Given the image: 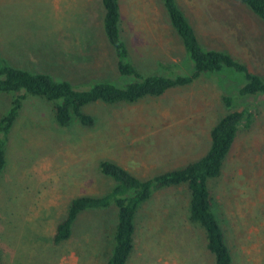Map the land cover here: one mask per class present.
<instances>
[{
  "label": "rangeland",
  "instance_id": "374dc122",
  "mask_svg": "<svg viewBox=\"0 0 264 264\" xmlns=\"http://www.w3.org/2000/svg\"><path fill=\"white\" fill-rule=\"evenodd\" d=\"M202 48L228 52L264 78V22L233 0H177ZM122 35L144 75L188 74L190 61L162 0H120ZM101 0H0V58L9 65L87 88L123 87L106 38ZM27 62L28 64H25ZM245 82L234 71L202 75L161 98L87 106L92 127H59L51 104L28 96L6 141L0 175V264H107L117 210L88 211L71 238L55 245L56 228L76 197H100L115 186L99 170L112 160L141 179L206 154L212 127L230 109L223 97ZM0 95V117L11 106ZM253 110L219 178L210 181L214 212L234 264H264V98L236 102ZM186 187L156 192L139 209L128 264H214L203 231L191 224Z\"/></svg>",
  "mask_w": 264,
  "mask_h": 264
},
{
  "label": "trees",
  "instance_id": "16d2710c",
  "mask_svg": "<svg viewBox=\"0 0 264 264\" xmlns=\"http://www.w3.org/2000/svg\"><path fill=\"white\" fill-rule=\"evenodd\" d=\"M242 4L264 22V0H233ZM104 9L103 28L107 40L117 58L121 76L133 81L118 87L107 81L95 82L87 88H77L71 82L55 80L51 75L31 73L9 65L0 58V95L11 96V106L0 117V175L6 165L5 145L14 128L28 96L51 104L52 114L59 127L77 123L92 127L94 118L85 112L87 106L98 102L106 104H133L146 98H161L171 90L188 86L202 75L223 74L234 71L243 76V82L234 95L223 97V103L230 109L212 127L210 147L201 158L185 166L161 172L151 178L141 179L112 160L99 162L100 172L114 180V188L100 197H76L67 209L65 219L56 228L55 245L68 241L78 218L85 212L117 210L113 235V249L107 264H128L134 250L135 220L141 206L153 195L169 188L186 187L189 192V221L204 234L206 250L214 264H234L233 254L227 244L225 233L214 212V197L209 183L220 177L224 162L231 152L241 127L249 128L254 112L247 107L233 110L236 102L251 97L264 98V78L252 73L249 67L228 52L205 51L177 0H162L169 24L182 41L187 60L188 74L170 73L144 75L134 63L132 52L121 30L120 0H101Z\"/></svg>",
  "mask_w": 264,
  "mask_h": 264
},
{
  "label": "crops",
  "instance_id": "0c3cea01",
  "mask_svg": "<svg viewBox=\"0 0 264 264\" xmlns=\"http://www.w3.org/2000/svg\"><path fill=\"white\" fill-rule=\"evenodd\" d=\"M25 64H28L27 62H25Z\"/></svg>",
  "mask_w": 264,
  "mask_h": 264
}]
</instances>
